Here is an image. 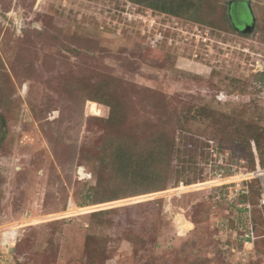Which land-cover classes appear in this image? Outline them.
Instances as JSON below:
<instances>
[{
    "label": "rangeland",
    "instance_id": "1",
    "mask_svg": "<svg viewBox=\"0 0 264 264\" xmlns=\"http://www.w3.org/2000/svg\"><path fill=\"white\" fill-rule=\"evenodd\" d=\"M231 1L248 36L214 26L225 0L197 22L128 0H0V264H264V0ZM166 130L165 192L89 199L122 184L117 152Z\"/></svg>",
    "mask_w": 264,
    "mask_h": 264
},
{
    "label": "trees",
    "instance_id": "2",
    "mask_svg": "<svg viewBox=\"0 0 264 264\" xmlns=\"http://www.w3.org/2000/svg\"><path fill=\"white\" fill-rule=\"evenodd\" d=\"M139 7H146L155 12L161 14H168L176 18L186 17L197 22L200 20V13L203 12L205 4H208L206 0H128ZM238 1V0H237ZM242 2L243 0H239ZM238 1V2H239ZM228 4V8L223 13V18L218 20L214 26L224 32L238 33L243 36H248L251 32L244 33L237 30L232 23L231 0H225ZM234 2V3H238ZM201 21V20H200ZM89 89L88 86H86ZM88 93V92H84ZM89 102V101H87ZM88 105H91L90 103ZM92 111V117L97 121L105 120L108 116V111L105 106L100 103H96ZM160 131V129L158 130ZM167 131V130H166ZM161 132V131H160ZM248 144L251 146H261L260 143V131L255 128H248ZM155 133V132H154ZM167 134L159 135L154 143L150 146H146L148 151H119L114 156L115 160L110 163L111 169L118 175H112L117 180H121L120 186L111 197H102L99 192L94 191L92 196L89 197L92 201L98 205L108 204L126 199L127 192H130L131 196L127 198H133L144 195L163 193L167 189L169 181V173L171 171L172 159L174 156V133L171 134L169 130ZM109 149L115 150V146L110 145ZM255 151V150H254ZM262 163L258 157H255V170L260 171L262 169ZM101 182V181H100ZM102 183V182H101ZM100 188V183L97 184V190ZM102 188V187H101ZM91 201V202H92ZM86 205V204H83ZM88 243V242H86ZM88 246V245H87ZM90 257V256H89Z\"/></svg>",
    "mask_w": 264,
    "mask_h": 264
},
{
    "label": "built area",
    "instance_id": "3",
    "mask_svg": "<svg viewBox=\"0 0 264 264\" xmlns=\"http://www.w3.org/2000/svg\"><path fill=\"white\" fill-rule=\"evenodd\" d=\"M262 176L263 175V173H260V174H257L256 175V177L257 176ZM240 191H242V193H246V192H244V190H240ZM231 193H232V191H231ZM235 193H239L238 191H235ZM256 239H255V237L252 235V234H246L245 235V239H244V241H245V243H244V247H249L250 249H252V248H254V241H255Z\"/></svg>",
    "mask_w": 264,
    "mask_h": 264
},
{
    "label": "water",
    "instance_id": "4",
    "mask_svg": "<svg viewBox=\"0 0 264 264\" xmlns=\"http://www.w3.org/2000/svg\"><path fill=\"white\" fill-rule=\"evenodd\" d=\"M252 27H253V25L250 26V27H248V28H246V30L244 31V33L250 32L251 29H252ZM263 74H264V72H259L258 74L255 75V78H254V81H253L254 84H257L258 86L260 85L259 77H260L261 75H263ZM83 172H84V170H83L82 168L79 169V170H78V175H79V176H83Z\"/></svg>",
    "mask_w": 264,
    "mask_h": 264
},
{
    "label": "flooded vegetation",
    "instance_id": "5",
    "mask_svg": "<svg viewBox=\"0 0 264 264\" xmlns=\"http://www.w3.org/2000/svg\"><path fill=\"white\" fill-rule=\"evenodd\" d=\"M259 81H260L261 87L264 88V74L259 77Z\"/></svg>",
    "mask_w": 264,
    "mask_h": 264
}]
</instances>
